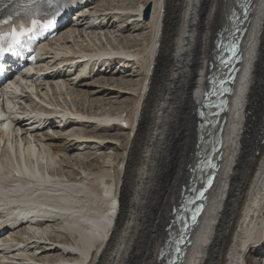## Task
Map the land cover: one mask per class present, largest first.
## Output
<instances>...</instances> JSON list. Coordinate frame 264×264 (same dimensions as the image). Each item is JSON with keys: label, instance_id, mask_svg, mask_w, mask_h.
<instances>
[{"label": "bare ground", "instance_id": "1", "mask_svg": "<svg viewBox=\"0 0 264 264\" xmlns=\"http://www.w3.org/2000/svg\"><path fill=\"white\" fill-rule=\"evenodd\" d=\"M102 1H95L89 9L91 15L83 20L82 25L73 28L67 35L61 34L60 39L65 36L66 39L71 40L72 35L77 31L82 37L85 34L91 37L97 31L109 27L115 28L118 22L119 25H123L122 21L128 23V28L133 26L134 31L142 24L144 28L150 29V32L147 31L149 34L142 37L138 35L137 38L130 35L121 37L128 45L118 43L120 46H116L109 43L110 46L106 44L101 45L99 49H93L82 44L75 47L71 43L72 46L67 44L65 49H54L55 54L45 59L48 66L45 68L44 80L24 86L21 95L15 97L13 103L20 108V112L16 113L17 118L10 124L12 126L4 123L0 127V197L6 195L8 201L4 202L1 198L0 200L5 204L16 203L17 209H26L27 205H30L34 210L42 211L43 217L38 219L39 215L33 214L28 217L27 222L19 224L15 221L9 224L4 221L0 225L5 231V236H0V239L7 241L4 251H0V264H98L105 261L106 264H124L120 259L124 240L117 243L116 238L119 234L122 238L126 237L133 229V206L137 187L134 184L135 180L131 179L132 190L136 191L128 193V188L126 189L123 184L126 182L130 167L133 166L134 172L140 171L138 182L144 185V179L150 172L148 166L151 165V161H149V153L144 154L146 151L144 146L149 143H144L148 135H145L143 128L148 126L147 132L152 133L154 140L167 136L168 123L171 121L167 109L179 106L172 100L174 83L172 82V85L170 83L177 81L176 74L179 71H182L180 86L187 87L184 97L196 100V105L187 103L186 106V117L190 120V125L186 130L185 143L182 142L183 154H191L195 151L193 148H197L195 154L191 156V162L194 164L198 160L197 152L210 145L206 141L198 143L199 121L203 118L199 117L194 108L202 103L204 92L209 87L208 74L213 71L210 69V61L216 54L214 42L218 36L216 32L229 28L234 23V18H230V15L240 8L241 0L227 2L224 10L217 4L219 0H211L212 5L209 6L212 10L208 11L209 13L203 9V5L205 7L209 0H183V2L154 0V10L148 21L141 17L139 7H131L138 11L132 13L133 11L128 10L130 7L125 10L116 5H114L116 7L109 6L107 3L110 1ZM254 1L258 7L251 16L252 34L250 37L247 35L245 39L247 67L245 72L236 78L235 89L230 96L231 106L226 114L228 121L224 135L223 167L220 170V177H217L219 183L218 186L216 185L217 190L212 186L208 192L206 212L190 230V239L186 245H183L186 254L179 264H253L252 251H259V248L264 247V117L261 116L264 107V0ZM116 8L123 11H116ZM223 11L225 13L222 14L217 30L213 17H219ZM205 14L206 18L203 17ZM119 25L118 30L115 28L116 32L123 33L124 26ZM109 32L112 33L105 31L104 34ZM152 35V42L147 43ZM89 49L96 55L108 53V59L115 64L124 63L122 69L120 67L121 71L116 70L121 75L130 71L132 72L130 74H137L143 69L147 83L144 86L143 81L137 80L136 84L140 85V91H133L131 94L135 97L130 101L125 98L126 94L130 93L125 91L123 95L121 92L130 85L128 82H124L123 86L119 84L110 86L93 81L88 83L89 81L85 79L96 75L93 65L90 66L89 71L82 73L80 70L74 71V68L65 65V62L78 58L79 51H90ZM119 52L121 54H117ZM60 64H64L63 67L56 70ZM131 64H135L138 69L136 67L133 69ZM153 65L155 70L151 73ZM216 68L217 66L214 69ZM82 80L80 87L86 88L78 94L80 99L75 96V89L74 92L67 94L70 95L73 104L67 102L65 94L57 97L58 90L66 91L69 87L80 84ZM169 80L171 81L167 83ZM41 85L42 88H39ZM52 92L54 94L56 92L55 98L49 96ZM120 95L125 98L123 103L131 106L129 110L124 107L120 110L118 107H113L114 105H110L109 110L106 108L95 110L94 106L104 103H119ZM133 101L135 104L132 106ZM84 103H87V107H82L81 104ZM1 110L9 112L4 106ZM123 113L126 115H122ZM196 113L198 120L195 126ZM148 116L149 120H147ZM152 119L154 126L150 127ZM123 121L127 123L126 126ZM77 126H79L78 130L75 128ZM128 126L131 132H123L119 136L99 135L96 132L109 131L117 127L125 130L124 128ZM203 127L206 129L209 125L203 124ZM134 130H137L138 134L133 138ZM123 136L126 138L122 145L125 153L122 162L118 163L122 166L114 167L115 174L108 175L109 183V179L106 178L109 172L106 174V170L96 171L98 166L89 164L91 160L85 161V155L82 158L81 151L94 145L95 150H100V152L94 150L95 153L102 157V152L111 144L118 145L121 141L120 137ZM95 137H98L96 141ZM147 151L150 152L149 149ZM69 154L72 155L74 162L72 165H69L71 163ZM183 154L181 151L174 177L182 176L185 172L182 168V164L186 162L182 157ZM216 156L217 153L214 159ZM111 165L113 164L108 165V169ZM211 171L214 169L211 168L209 173ZM193 173L191 171V177ZM189 182L190 179L186 178L185 183L189 184ZM199 186L202 187V183ZM189 187L190 185H187V188ZM171 191L175 196L173 207L180 205L183 188L179 191L180 198L176 197L178 193L174 188ZM29 211V209L25 210V212ZM5 217L3 215L2 220H5ZM171 217H174L173 211L168 219L169 224ZM156 219L160 220V216ZM30 224L34 225L29 227ZM162 224L159 223L156 227V239H161V244L159 251L153 250V257L157 256L156 260L166 264V257H160V253L163 248L171 245L167 242L171 237L170 231L175 230L177 233L179 227L173 225L162 240L163 230H166L164 228L166 225ZM189 241L192 243L189 244ZM150 244L153 246L154 241ZM125 253L127 257L128 252ZM102 257L105 258L101 259ZM150 260L147 264H150ZM254 264H259L258 260L254 261Z\"/></svg>", "mask_w": 264, "mask_h": 264}, {"label": "rangeland", "instance_id": "2", "mask_svg": "<svg viewBox=\"0 0 264 264\" xmlns=\"http://www.w3.org/2000/svg\"><path fill=\"white\" fill-rule=\"evenodd\" d=\"M102 1V0H101ZM106 1H110L108 2L107 4H109V6L111 7H116L118 6V8H125V10L128 9V7H130L128 10L129 11H133L132 13H136L138 11L136 10H133L131 7L133 8H140V12L142 14L141 17L144 18V15H145V11L146 9L148 8V6H151V15H150V18L148 20L151 19V16H152V13H153V10H154V0H106ZM105 0H103L102 2H106ZM183 2V0H181ZM222 1V2H221ZM219 0L217 2V4L221 5V8L222 10H224V5H227V2L230 1V3H232V0ZM226 2V3H225ZM116 5V6H114ZM212 5V1L209 0L208 3L205 4V7L203 5V9H205V12L206 13H209L208 11L212 10V8L210 6ZM107 6V5H106ZM116 11H119L121 9H115ZM123 11V10H121ZM225 13V11H223L219 17H213V21H214V24L217 26V30H219V26L220 23H221V20H222V14ZM204 18H206V14L203 16ZM145 20V19H144ZM148 20H145V21H148ZM119 21H122V20H119ZM140 21V20H139ZM142 23V21H140ZM120 24V22L117 23V26L115 27L116 29L118 28V25ZM121 24L123 25H119V26H124V29L125 31L123 33L121 32H116L117 30L115 28H107L103 31H97L96 34H92L91 37L89 36H86L83 35V37L79 34V31H77V33H75V36H72L71 37V40L70 38L67 40L66 37H65V48H67L66 46L68 45H75V47H78V46H81V44L87 48L91 47L93 49H99V47L101 45H109L110 44H114L116 46H120L122 43H125V45H128V43L126 42H123V38L121 39V37H124V36H127V35H130L132 37H136L139 35V37H142V36H145L146 34H149L148 32H150V29L148 30V28H144V26L142 24H140L139 26H137L136 28V31H134V28H132L133 26H130L129 28L127 27L128 26V23H125V22H121ZM129 29V30H128ZM105 31H111L112 33H107V34H104ZM148 31V32H147ZM218 34V31L216 32ZM216 34V35H217ZM94 35V36H93ZM96 35V37H95ZM107 35V36H106ZM155 35H156V32H155ZM77 36V37H76ZM86 40H85V37ZM75 37V38H74ZM216 37V36H215ZM120 38V39H119ZM153 35L148 39L147 43H151L153 39ZM75 39V40H74ZM100 39V41H99ZM119 39V40H118ZM155 39H157V36H155ZM154 39V40H155ZM91 42H89V41ZM102 40V42H101ZM67 41V42H66ZM84 41V42H83ZM120 45H119V44ZM68 44V45H67ZM91 44V45H90ZM71 45V46H72ZM55 46V48H60L63 46V40H59L56 44H53V47ZM110 46V45H109ZM135 48H138V47H135ZM141 48H143L141 46ZM91 51V49H89ZM111 50V49H110ZM214 50V48H213ZM111 59H108L106 60L107 61H110ZM104 61V63H106ZM113 63V64H112ZM114 63L112 60L107 63V65H101L99 68H98V74L96 73V76H94L93 78H90V79H87L85 81H89L88 83H93V82H97L99 84L101 83H106V84H109L110 86L112 85H117L119 84L120 86H123V83L124 82H128L130 83L129 86H127L126 88L127 89H123L121 90V92H123L122 94L124 95L125 94V91L126 93H130V94H126L127 96H125V98H127L129 101L131 99H133L135 96L132 95L131 93H133V91H140V85L138 86L136 83H137V80H141L143 81V84L145 86V84L147 83V77H146V74L144 73V70L141 69V71H138L137 74H139L137 76V74H130L132 73L131 71L130 72H127L125 74L124 72V75L120 74L119 72H116L117 71H121L122 69V66L124 63ZM109 64V65H108ZM120 64V65H119ZM169 64L171 65V61H169ZM126 66H128L126 64ZM133 69H135V67L137 68V66H135V64H131L130 65ZM121 67V69H120ZM154 67V68H153ZM152 69H151V73L154 72L155 70V66L153 65ZM101 68V69H100ZM170 67H168V73H170ZM108 69V70H107ZM113 69V71H112ZM138 69V68H137ZM95 70V69H94ZM107 70V71H106ZM100 71V72H99ZM102 72V73H101ZM116 72V73H115ZM95 73V71H94ZM115 73V74H114ZM118 73V74H117ZM145 74V77L143 76V74ZM103 74V75H102ZM114 74V75H113ZM182 74V71H179L177 74H176V80L177 81H167V83H170V85H173V91H172V95L173 96V101H175V105H179V106H175L174 108H168L167 109V112L169 113V117H171V121L168 123V132H167V136L164 137L163 139H157L154 140V138L152 137V133H148V129L147 127L148 126H145L146 128L144 129L143 128V132H145V135H148L146 136L147 140L144 142V143H149L148 144H145V148H146V151H144V154H147L149 153V161H151V165L149 164V174L147 176V178H145V182H144V185H140V183L138 182L139 180V175L138 173L140 172H134L133 169L134 167L131 166L130 169H129V173L127 174V178H126V184L124 183L123 185L126 187L128 193L129 192H134V190H132V185H133V182L131 184V179H134L135 182L134 184H136V187H137V194H136V197H135V202H134V206H133V213H134V223H133V226H132V230L130 231L129 235L127 234L126 237L122 238L121 235L119 234V236L116 238V242L118 243L119 241H122L124 240V246H123V251L125 250V252L127 251L128 254H127V257L125 256L126 253L122 251V254L120 256V259L122 260V262H124V264H147L148 261L150 260V264H161V262L159 260H156V257H153V250L154 249H157L159 251L158 248H160V244H161V239H156V231H157V228L159 226V223H163L162 225H166V230L164 229L163 230V235L161 236V238L163 237H166L167 235V225H169V222H168V219L170 218L171 216V213L173 211V202H174V197L173 196V192L171 190H173V188L176 190V193L178 198H180L178 195H179V191L181 190V188H183V185L184 184H187L185 183V179L186 178H189L191 179V170H190V167H189V164L190 163H193L191 162V156L195 154V152L197 151V148H193V146H191L195 151L191 154H183V145L185 143V139H186V130L188 129V125H190V120L187 119L186 117V106H187V103L189 104H193V105H196L195 101L196 100H189V97H184V93H185V90L187 87L185 86H180L181 85V75ZM179 75V76H178ZM126 78H125V77ZM135 76V77H134ZM99 77V78H98ZM123 77V78H122ZM97 79V80H96ZM167 79H169V76H167ZM145 80V81H144ZM93 81V82H92ZM101 82V83H100ZM173 82V83H172ZM82 83H83V80L80 84H76L75 87H72L65 91V89L62 91V90H58L57 92V97L58 95L60 94H65V97L68 99L67 102L69 103H72L71 100H70V95H67L69 92H74V89H75V96H78V94H80L81 90H85L86 87H80L82 86ZM176 84V85H175ZM70 86V85H69ZM176 86V87H175ZM43 87H45V85H43ZM129 87V89H128ZM183 87V88H182ZM39 88H42V85L39 87ZM202 89V88H201ZM200 89V91H201ZM117 90V89H115ZM132 90V91H131ZM44 92V90H43ZM63 92V93H62ZM174 93V94H173ZM200 92H198L199 94ZM52 95V98H55L54 95H56V92L54 94V92H52L49 96ZM122 95H120L118 97V100H119V103H115V104H101L99 106H94L95 107V110L99 109L101 110L102 108H106L107 110H109L108 108L111 107L112 105H114L113 107H118L120 108V110L124 107V108H128L126 110H129V108L131 107L129 104L127 103H123V100L125 98L121 97ZM175 96V97H174ZM182 96V97H181ZM198 95H196L197 97ZM121 97V99H120ZM178 97V98H177ZM200 97V96H199ZM46 99V98H45ZM77 99H80V97L78 96ZM175 99V100H174ZM185 99V100H184ZM177 100V101H176ZM180 101V102H179ZM185 101V102H184ZM79 103H80V100H79ZM82 103V102H81ZM73 104V103H72ZM135 104V102L133 101L132 102V106ZM82 107H87V103H84V104H81ZM105 105V106H104ZM111 105V106H110ZM101 107V108H100ZM122 107V108H121ZM185 107V108H184ZM184 108V109H183ZM195 109V108H194ZM180 110V112H179ZM166 112V113H167ZM151 114V113H150ZM122 115H126V113H123ZM151 115H154V114H151ZM179 115V116H178ZM194 121H195V126H196V122L198 120V115L197 113L194 115ZM261 116L264 117V107H263V111L261 113ZM179 117L180 120H179ZM187 119V120H186ZM147 120H149V116L147 117ZM174 121H176V124H174ZM183 121V122H182ZM150 122V121H149ZM182 123V124H181ZM187 123V124H186ZM150 127L154 126V120L152 119V123L150 122ZM171 125V126H170ZM181 126V127H180ZM79 126L75 127L77 130L79 129L78 128ZM83 127V126H82ZM174 127V128H173ZM187 127V128H186ZM89 128V127H88ZM125 130H121L119 129V127L111 130L109 129L108 130H102V131H96L97 134L99 135H115V136H119L121 133L125 132V133H129L131 132V129L129 128V126L127 128H124ZM150 129V128H149ZM89 130H91V128H89ZM151 130V129H150ZM137 130H134L133 131V134H132V137L134 138L135 134L137 135L138 133H136ZM172 132V133H171ZM184 132V133H182ZM175 134V135H174ZM126 136V135H125ZM184 136V137H183ZM96 138L98 137H95L94 140L96 141ZM196 133L193 137V140L195 141L196 139ZM167 139V140H166ZM179 139V140H178ZM120 142L118 143V145H110V147H106L107 149L105 151L102 152L103 156L102 157H99L97 156L98 153H95L96 152H100V150H95L94 148V145H92L91 148H87L86 150H82L81 152L82 153V158H83V155H85V161H90L91 162L89 164H96L98 166L97 170L96 171H99V170H106V178L109 179V183H110V177L108 176L109 174L113 173L115 174L114 172V167L116 168V166H119V162L121 163L123 157L124 156V153H125V150L122 148V145L124 144V141L126 140V138L123 136V137H120ZM153 140V141H152ZM163 141V142H162ZM193 141V143H194ZM177 142V143H176ZM184 142V143H182ZM199 143V141H198ZM161 144V145H160ZM196 144V143H195ZM157 145V147H156ZM159 145V146H158ZM150 146V147H149ZM168 146V147H167ZM150 150V152H148L147 150ZM95 150V151H94ZM181 151H182V154H183V158L186 162H184L182 164V168L183 170L185 171L183 173L182 176H178V177H174L175 174H176V170H177V167L176 165L177 162L179 161L180 157H181ZM106 152V154H105ZM160 152V153H159ZM86 153V154H84ZM153 153V154H152ZM164 153V154H163ZM72 154V153H71ZM117 154H119L117 156ZM122 154V155H121ZM156 154V155H155ZM180 154V155H179ZM72 156V155H71ZM70 156L69 154V160L71 161V163H69V165H72L74 162H73V159L72 157ZM116 156V157H115ZM121 156V157H120ZM120 157V158H119ZM151 157V158H150ZM187 157V158H186ZM96 158V159H95ZM178 160V161H177ZM223 162V160L221 161ZM88 164V162H87ZM107 164V165H106ZM110 164H113L111 165V168L108 169V165ZM145 164V163H144ZM144 164L142 166H144ZM122 166V164L120 165ZM119 166V168H120ZM125 165H123V169H125ZM141 166V168H142ZM157 166V167H156ZM170 166V167H169ZM92 167V166H90ZM223 167V166H222ZM113 168V169H112ZM187 168V169H186ZM69 169V168H68ZM186 169V170H185ZM109 170V171H108ZM141 170V169H140ZM159 170V171H158ZM77 172V170H76ZM125 172V171H124ZM124 172H123V175H124ZM111 174V175H113ZM171 174V175H170ZM137 175V176H136ZM188 175V177H187ZM129 177V178H128ZM132 177V178H131ZM184 177V178H183ZM220 177V176H219ZM175 178V179H174ZM180 179H181V182H180ZM122 180L124 181V176H122ZM188 180V179H187ZM173 183H172V182ZM183 181V182H182ZM155 182V183H154ZM139 183V184H138ZM154 183V184H153ZM176 183V184H175ZM219 183L216 182L213 186L216 188L217 190V187L216 185ZM128 185V186H127ZM218 186V185H217ZM131 187V188H130ZM141 187V189L139 188ZM178 187V188H177ZM136 189V188H135ZM149 189V190H148ZM212 189V188H211ZM188 190V189H187ZM139 191V192H138ZM150 192V193H149ZM133 193V194H134ZM170 193V194H169ZM172 194V196H171ZM141 196V197H140ZM143 197V198H142ZM141 198V199H140ZM167 198V199H166ZM141 201H140V200ZM176 199V198H175ZM163 200V201H162ZM166 200V201H165ZM169 200V201H168ZM143 201V202H142ZM160 201V202H159ZM162 201V202H161ZM162 203V204H161ZM166 203V204H165ZM170 203V204H169ZM144 204V205H143ZM172 204V205H171ZM143 205V206H142ZM104 207V206H103ZM161 207V208H160ZM105 208V207H104ZM153 210V211H152ZM165 210V211H164ZM136 211V212H135ZM171 211V212H169ZM170 214H169V213ZM138 216V217H137ZM157 216H160V220H157ZM169 216V217H168ZM137 218V219H136ZM153 218V219H152ZM172 218V217H171ZM145 219V220H144ZM153 221V222H152ZM155 221V222H154ZM156 221H161V222H156ZM50 223H53V222H50ZM140 224V225H139ZM155 224V225H154ZM152 225V226H151ZM154 225V226H153ZM158 225V226H157ZM137 228V229H136ZM153 230V231H152ZM144 231V232H143ZM146 231V232H145ZM165 232V233H164ZM132 234V236H130V234ZM154 234V235H153ZM121 238V239H120ZM132 238V239H131ZM148 238H150L148 240ZM162 238V240H163ZM153 239V240H152ZM130 240H133V241H130ZM154 241V245L151 246L150 242L151 241ZM135 241V242H134ZM159 241V242H158ZM130 242V243H129ZM127 243V244H126ZM133 244V245H132ZM158 247H157V245ZM126 245V246H125ZM131 245V246H130ZM136 246H139V247H136ZM115 247V246H114ZM128 247V248H127ZM148 247V248H147ZM142 248V249H141ZM140 249V250H139ZM150 249V250H149ZM114 248L112 249L111 252H113ZM131 250V251H130ZM142 250V251H141ZM149 250V251H148ZM152 254H151V253ZM151 255V256H150ZM157 255V254H156ZM146 258L145 260H143V258ZM123 257V258H122ZM251 257H252V262L254 264V261H257L259 262V264H264V247L263 248H259V251L257 250H253L252 253H251ZM105 257H102L101 259H104ZM126 258V259H125ZM130 259V260H129ZM124 260V261H123ZM158 261V262H156ZM106 264V261L105 262H100L98 264ZM123 264V263H122Z\"/></svg>", "mask_w": 264, "mask_h": 264}, {"label": "water", "instance_id": "3", "mask_svg": "<svg viewBox=\"0 0 264 264\" xmlns=\"http://www.w3.org/2000/svg\"><path fill=\"white\" fill-rule=\"evenodd\" d=\"M150 11H151V6H148V8L146 9L145 11V15H144V18L145 19H149V16H150ZM237 32V31H236ZM235 32V33H236ZM230 38H229V41L224 43V45H231L233 42H234V37H233V33L230 32ZM229 64L225 65L224 68H226V66H228ZM230 73V71L228 72V74ZM215 95L218 96V93H215ZM214 96V95H213ZM222 95L218 96V98H220ZM220 101V104H214L212 106H209L207 109H206V113L210 116L209 119H205V123L204 124H207L209 126H225V122L227 120V116L225 114H223L227 107H225L222 103H221V100ZM218 110L216 111L215 113H213L215 110ZM201 126H203V124H201ZM203 129V131L201 132V137L202 139L205 138V140L207 142L210 143L209 147H206L204 148V150L200 153L201 155V159L198 161V164H194V167H195V170H198L200 173H199V178H200V182L202 183V187L206 186V188L204 190H202V192L200 194H204V192L207 190V188L209 187V184L211 183V180L213 179V177L211 178L209 184L207 185L206 183L209 181V174H207L209 172V170L211 168L213 169H216L217 166H216V162L214 161V156H215V153L217 152V150L220 148V145H221V135L219 132L215 131L214 134L212 133V130L211 129H208L207 131H205ZM211 132V134H210ZM203 171L206 172V176L203 175ZM198 183V182H196ZM196 183L194 184V186L196 185ZM200 189V186H196L193 188V191H192V196H189L191 198H194L196 195H198V191ZM201 200V197H197L196 199L193 200V202L191 203L192 206H196L197 205V202ZM183 209H185V206L183 207ZM181 213V210L180 208H178V211H177V214H180ZM177 221H178V224H179V230H180V233L179 234H175L173 233V236L174 237H178V239L181 238L182 236V241L180 242H175V243H172L170 245V247H165L162 249V252L163 254L166 255V258H167V264H179L180 262V258L182 256V244L187 240V233H189V228L188 226H190L189 224V215L186 214L185 212L182 213L179 218H177ZM187 223V225L185 226V224ZM169 252H173L171 254H169Z\"/></svg>", "mask_w": 264, "mask_h": 264}, {"label": "snow or ice", "instance_id": "4", "mask_svg": "<svg viewBox=\"0 0 264 264\" xmlns=\"http://www.w3.org/2000/svg\"><path fill=\"white\" fill-rule=\"evenodd\" d=\"M12 17L9 16V20H11ZM7 21H5L6 23ZM54 21L49 20L46 24L43 25L45 28H50L53 26ZM38 24V21L33 19L31 21V28H26L23 24L19 25V30L16 28H13L12 31L6 35H0V56H2L5 52H7L12 45L18 44L20 42V39L22 36L25 35L26 32H31ZM8 41V47H4V42Z\"/></svg>", "mask_w": 264, "mask_h": 264}]
</instances>
